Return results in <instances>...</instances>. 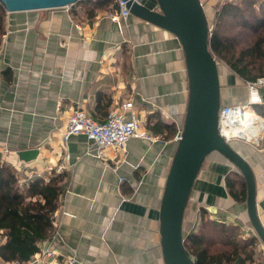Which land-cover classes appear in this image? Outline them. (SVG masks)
Wrapping results in <instances>:
<instances>
[{"label": "crops", "instance_id": "1", "mask_svg": "<svg viewBox=\"0 0 264 264\" xmlns=\"http://www.w3.org/2000/svg\"><path fill=\"white\" fill-rule=\"evenodd\" d=\"M141 2L156 6V0ZM201 2L209 20L224 0ZM112 8L84 2L69 9L7 11L5 17L0 160L13 165L21 181L35 176L48 181L54 171L68 174L55 234L36 254L47 246L54 249L46 264H67L69 259H75L73 264H165L160 207L177 143L133 137L123 149L108 148L97 156L84 135L62 141L75 109L105 121L111 108L128 99L144 125L158 113L176 131L183 127L189 80L179 38L132 14L120 28L107 16ZM220 80L221 105L242 102L224 95ZM263 101L261 88L254 103ZM231 145L254 172L257 214L264 227V144L234 139ZM25 149L39 153L26 162L19 156ZM230 176L237 179L236 187L245 181L222 154L210 153L191 192L183 231L187 235L199 228L200 208H205L210 218L238 225L242 236L257 237V264L264 261V243L251 224L246 201L230 192ZM0 264L9 263L0 259Z\"/></svg>", "mask_w": 264, "mask_h": 264}, {"label": "trees", "instance_id": "2", "mask_svg": "<svg viewBox=\"0 0 264 264\" xmlns=\"http://www.w3.org/2000/svg\"><path fill=\"white\" fill-rule=\"evenodd\" d=\"M84 2H91L94 7H108L110 4L115 7L117 0H79L76 3ZM256 2L225 1L216 11V26L210 37L211 50L248 82L264 78V66H252L253 61L257 65L256 60L264 59V0H260L259 8ZM6 14L7 10L0 1V45L5 33ZM236 19L255 35L250 44L239 51L236 49L237 39L223 31ZM249 66L256 72L252 73ZM263 104L254 103L255 111L263 114L259 110ZM145 127L152 136L163 141L173 139L177 132L158 113L149 116ZM67 176L66 172L54 171L48 181L41 176L21 181L17 169L0 160V259L4 263L29 261L40 252L41 244L55 234L54 218ZM236 180L231 176L227 178L230 192L237 200L246 201V182L236 187ZM210 226L215 239L208 231ZM239 236L238 225L210 218L208 211L200 208L199 228L185 236L184 244L194 264H256L257 237L252 235L242 239Z\"/></svg>", "mask_w": 264, "mask_h": 264}, {"label": "water", "instance_id": "3", "mask_svg": "<svg viewBox=\"0 0 264 264\" xmlns=\"http://www.w3.org/2000/svg\"><path fill=\"white\" fill-rule=\"evenodd\" d=\"M8 12L64 8L79 0H0ZM130 13L173 32L185 55L189 80L186 115L166 179L160 207V236L165 264H194L186 250L185 210L207 156L217 151L234 164L245 179L247 211L257 236L264 243V227L256 208V181L248 161L219 133L222 104L218 60L210 47L211 29L201 0H156L150 7L141 0H124ZM38 149L19 152L29 162Z\"/></svg>", "mask_w": 264, "mask_h": 264}, {"label": "built area", "instance_id": "4", "mask_svg": "<svg viewBox=\"0 0 264 264\" xmlns=\"http://www.w3.org/2000/svg\"><path fill=\"white\" fill-rule=\"evenodd\" d=\"M227 1V0H226ZM71 5L64 8L69 9ZM131 15L130 10L126 6V1L117 0L116 6L113 7L107 16L115 22L120 28L123 26L124 20ZM80 28V25H77ZM264 84V78H259L254 82H248L249 98L246 101L223 104L219 111L218 130L220 135L227 141L231 142L234 139H242L244 141L257 144L258 142L251 140L235 131V126L241 123V118L246 114L247 108H253L255 100L250 99L251 90H256L259 97L261 92V85ZM261 117L262 115L259 114ZM182 129H179L173 137L174 142H178L181 138ZM81 134L88 140L92 141L95 146L94 153L97 156L103 154L108 148L116 150L123 149L129 139L141 138L145 140H156L150 134L143 122L140 120L134 110V102L131 99L124 100L111 108L108 112L105 121L96 120L88 111L77 108L70 115L68 124L62 133V141L66 143L72 135ZM264 138V119L261 121V136L260 140ZM7 151V148H5ZM125 177H121L123 181ZM250 230V227H247ZM54 236V235H53ZM52 236V237H53ZM51 237V238H52ZM55 254L54 249L50 246L44 247L41 255L33 256L29 261L19 262L13 264H46V260ZM75 259H69L67 264H73ZM258 264H264V261Z\"/></svg>", "mask_w": 264, "mask_h": 264}, {"label": "rangeland", "instance_id": "5", "mask_svg": "<svg viewBox=\"0 0 264 264\" xmlns=\"http://www.w3.org/2000/svg\"><path fill=\"white\" fill-rule=\"evenodd\" d=\"M225 1L226 0H224V2ZM259 4H260V0H257V2H256V7L257 8H259ZM237 21H239V20L238 19L233 20L232 25L230 27H227L223 31H224L225 35L233 36V37H235L237 39L236 49H237V51H239V50H241L243 48H246L250 44L251 39L253 37H255V35H254L253 32H250L249 30L243 28L240 23H237ZM215 24H216V13H215L214 17L209 19V26H210V29H211V33H212L213 29L216 26ZM214 55L216 56V58L218 60V65H219L220 75H221V79H222L224 95L235 96L240 101H246L249 98L248 81L243 79V78H240L231 69V67L229 65H227V63L224 60H222L220 57H218L215 53H214ZM255 63H257V65H254V61L252 62V64H253L252 66L253 67L255 66V67L258 68V65H259V67L261 68L262 66H264V59L261 58L259 60H256ZM249 68L252 69L250 66H249ZM255 72H256V70L252 69V73H255ZM235 79L239 80L238 83L235 82ZM261 88H264V84L261 85ZM237 92L240 93L239 96L236 95ZM261 99H263V98L261 97ZM254 108H256V107L254 106ZM250 109H252V108H250ZM259 110L263 112V114L262 113L261 114H262V117L264 119V104L261 107H259ZM256 113L260 114L258 111H256ZM259 119H260V121H262L261 117H259ZM261 144H264V139L260 140L256 145H261ZM208 229H209L208 231H209V233H211L213 239H215L216 235H215V233L212 232L211 226ZM239 237H241L242 239L244 237L248 238V236H242L241 233H240Z\"/></svg>", "mask_w": 264, "mask_h": 264}, {"label": "bare ground", "instance_id": "6", "mask_svg": "<svg viewBox=\"0 0 264 264\" xmlns=\"http://www.w3.org/2000/svg\"><path fill=\"white\" fill-rule=\"evenodd\" d=\"M250 99L252 101L259 99V95L256 90H251ZM258 116L261 117L253 109L247 108L246 114L241 118V123L235 126V131L240 133L242 136L259 142L261 136V121Z\"/></svg>", "mask_w": 264, "mask_h": 264}]
</instances>
